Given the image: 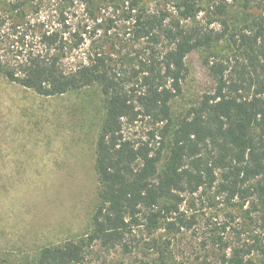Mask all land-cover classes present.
I'll use <instances>...</instances> for the list:
<instances>
[{
    "label": "trees",
    "instance_id": "16d2710c",
    "mask_svg": "<svg viewBox=\"0 0 264 264\" xmlns=\"http://www.w3.org/2000/svg\"><path fill=\"white\" fill-rule=\"evenodd\" d=\"M101 1L121 10L131 22L134 41L156 45L165 39L167 50L150 53L130 72L112 67L105 53L97 50L66 69L64 59L83 38L71 32L67 37L66 28L27 25L25 10L34 0L9 3L8 11L23 21L12 28L22 33L7 45L0 39V74L42 96L95 85L103 97L93 158L97 191L90 229L77 240L42 247L34 264H87V249L95 243L130 252L137 244L134 231L140 228L152 237L150 245L158 252L159 264H167L170 239L159 242L152 235L159 228L177 233L191 227L194 220H186L181 204L185 195L201 188H214L230 206L255 201L264 211V0H257L261 12L246 18L247 26L238 32L230 31L234 24L227 18L228 9L240 3L247 10L254 0H176L179 17L169 26L168 14L149 15L140 9L139 0ZM203 10L207 22L191 24ZM28 30L35 34L34 43L26 41ZM226 38L240 49L246 69L232 70L223 61L205 60L211 89L201 94L197 105L173 118L170 102L182 93L186 57ZM145 118L155 126L148 140L124 135V124ZM156 136L157 147L151 144ZM211 242L219 256L198 264H264V258L254 256V251L264 254L262 244L231 247L220 235Z\"/></svg>",
    "mask_w": 264,
    "mask_h": 264
},
{
    "label": "rangeland",
    "instance_id": "374dc122",
    "mask_svg": "<svg viewBox=\"0 0 264 264\" xmlns=\"http://www.w3.org/2000/svg\"><path fill=\"white\" fill-rule=\"evenodd\" d=\"M12 1L0 0V39L6 45L22 33L12 28L13 24L23 22L8 11ZM175 3L176 0H139L140 9L149 15L159 18L168 14V26L171 19L179 17ZM260 12L257 0L247 10L240 3L231 4L227 18L234 29L230 31L242 30L247 26L245 19H252ZM25 15L27 25L39 23L48 30L66 28L67 37H71V32L83 38L81 45L64 59L66 69L74 68L97 50L105 53L112 67L130 72L138 67L139 60L150 53L163 54L169 47L165 39L156 45L145 40L134 41L131 22L125 20L121 10L101 0H34ZM208 19L203 10L190 23L205 24ZM76 39L72 38L71 42ZM35 40L34 32L28 30L26 41ZM205 60L223 61L232 70H240L246 64L240 49L228 38L212 49H198L189 54L185 59L187 73L182 81V93L170 102L173 118L197 105L201 94L211 89L212 79ZM102 98L95 85L42 96L0 74L1 264H34L42 247L77 240L89 231L96 202L93 158L103 119ZM154 128L149 119H138L124 124L123 133L132 140L143 141L149 139ZM151 144L157 147L159 137L151 139ZM181 210L187 221L194 220L191 227L177 233L159 228L152 235L159 242L170 239L167 264L215 260L220 252L211 239L217 235L231 247L258 243L264 248V211L255 201L230 206L214 188H201L185 195ZM134 235L137 244H133L130 252L119 246L95 243L87 249V264H140L141 261L159 264L158 252L150 245L152 237L142 228L136 229ZM254 256L264 258L257 251Z\"/></svg>",
    "mask_w": 264,
    "mask_h": 264
}]
</instances>
